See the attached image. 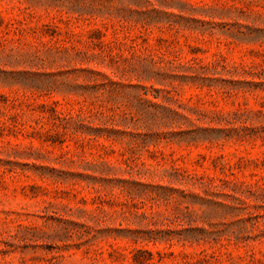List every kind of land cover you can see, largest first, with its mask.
<instances>
[{
    "label": "rangeland",
    "instance_id": "rangeland-1",
    "mask_svg": "<svg viewBox=\"0 0 264 264\" xmlns=\"http://www.w3.org/2000/svg\"><path fill=\"white\" fill-rule=\"evenodd\" d=\"M0 264H264V0H0Z\"/></svg>",
    "mask_w": 264,
    "mask_h": 264
}]
</instances>
